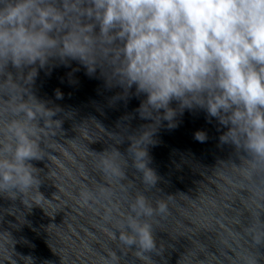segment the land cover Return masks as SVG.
I'll return each instance as SVG.
<instances>
[{
  "label": "water",
  "instance_id": "1",
  "mask_svg": "<svg viewBox=\"0 0 264 264\" xmlns=\"http://www.w3.org/2000/svg\"><path fill=\"white\" fill-rule=\"evenodd\" d=\"M95 67L52 59L29 90V68L0 73V127L17 104L38 113L27 161L37 181L0 193V264H264V162L220 144L227 129L202 109L156 124L140 113L144 94L125 92L101 56ZM141 197L149 216L138 215ZM130 224L149 225L154 248L125 244Z\"/></svg>",
  "mask_w": 264,
  "mask_h": 264
},
{
  "label": "clouds",
  "instance_id": "2",
  "mask_svg": "<svg viewBox=\"0 0 264 264\" xmlns=\"http://www.w3.org/2000/svg\"><path fill=\"white\" fill-rule=\"evenodd\" d=\"M97 56L125 92L134 85L145 95L140 113H157L156 124L172 128L178 113L202 109L227 129L220 144L264 162V0H0V73L9 63L29 68L20 73L23 87L52 59L76 60L91 75ZM11 111L14 118L0 127V193L37 181L27 163L37 159V109L17 104ZM194 138L203 143L207 135ZM143 169L155 177L146 163ZM137 204L138 215L152 214L143 197ZM129 227L135 237H122L125 244L138 242L140 255L154 248L149 225Z\"/></svg>",
  "mask_w": 264,
  "mask_h": 264
}]
</instances>
